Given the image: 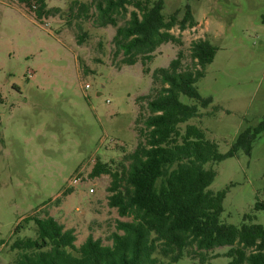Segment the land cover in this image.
<instances>
[{
  "label": "rangeland",
  "instance_id": "1",
  "mask_svg": "<svg viewBox=\"0 0 264 264\" xmlns=\"http://www.w3.org/2000/svg\"><path fill=\"white\" fill-rule=\"evenodd\" d=\"M44 1L50 15L38 20L35 8L0 0V264H14L15 240L36 237L26 218H54L74 230L77 246L89 236L110 245L117 222L131 221L109 206L110 176L90 177L91 170L97 161L112 170L128 166L144 140L147 102L159 88L152 73L179 53L181 69L192 70L193 42L206 40L217 51L195 84L212 102L186 124L204 130L226 153L244 130L264 120V0H163L166 18L175 13L180 20L189 8L196 25L173 28L179 44H164L150 61L133 66L114 56L117 27L74 17L75 3L91 0ZM132 10L117 16L118 26ZM78 26L86 34L80 44ZM180 101L198 105L186 96ZM206 167L216 172L208 189L224 192L221 222L264 226V209L255 210L264 203V133L250 156L240 150ZM228 250L201 252L205 263L186 252L173 264H228Z\"/></svg>",
  "mask_w": 264,
  "mask_h": 264
},
{
  "label": "trees",
  "instance_id": "2",
  "mask_svg": "<svg viewBox=\"0 0 264 264\" xmlns=\"http://www.w3.org/2000/svg\"><path fill=\"white\" fill-rule=\"evenodd\" d=\"M17 2L35 8L38 20L50 15L44 0ZM75 5L76 19L88 21L92 16L100 27H117L114 56H121L126 66L150 61L164 44H179L171 33L173 28L183 31L196 25L189 8L180 20L175 13L166 18L163 0H91ZM127 7L134 10L128 21L118 26L117 16L125 14ZM261 22L264 24V17ZM85 36L84 32L77 36L78 44ZM216 51L208 41L198 40L190 47L192 70L181 69L180 53L167 68L156 69L152 80L159 88L147 102L150 115L144 122V140L128 156V166L112 170L97 161L91 170L90 177L110 176L109 206L120 217L131 218L117 222L111 244L89 236L77 246L74 230L64 229L54 218H26L34 224L36 237L14 241V264H173L186 252L192 257L198 255L200 263H205L201 252L219 247H229L228 264H264V226L244 222L236 227L221 222L224 192L208 189L216 172L206 167L234 157L240 150L250 156L254 141L264 133V120L244 130L226 153L219 152L204 130L186 124L199 116L198 107L206 108L212 102L199 95L195 84L213 62ZM180 96L198 105L184 104ZM260 209L264 203H256L255 210ZM20 229L18 225L15 233ZM156 253L167 262L159 260Z\"/></svg>",
  "mask_w": 264,
  "mask_h": 264
},
{
  "label": "built area",
  "instance_id": "3",
  "mask_svg": "<svg viewBox=\"0 0 264 264\" xmlns=\"http://www.w3.org/2000/svg\"><path fill=\"white\" fill-rule=\"evenodd\" d=\"M87 88H89V86H87ZM77 182H78V180L75 179V180H74V183H77ZM90 192H93V190L91 189Z\"/></svg>",
  "mask_w": 264,
  "mask_h": 264
}]
</instances>
